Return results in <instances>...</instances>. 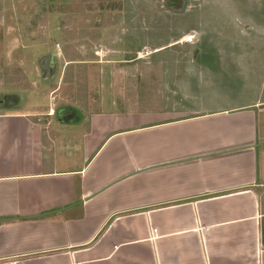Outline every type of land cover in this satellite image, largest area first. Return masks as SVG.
<instances>
[{"label": "crops", "instance_id": "1", "mask_svg": "<svg viewBox=\"0 0 264 264\" xmlns=\"http://www.w3.org/2000/svg\"><path fill=\"white\" fill-rule=\"evenodd\" d=\"M189 4L170 17L194 26L171 22L155 49L130 15L103 40L117 54L169 48L162 110L60 124L0 106V264H264V0ZM248 79L244 100L177 103Z\"/></svg>", "mask_w": 264, "mask_h": 264}, {"label": "rangeland", "instance_id": "2", "mask_svg": "<svg viewBox=\"0 0 264 264\" xmlns=\"http://www.w3.org/2000/svg\"><path fill=\"white\" fill-rule=\"evenodd\" d=\"M176 1L0 0V106H34L42 113L37 116L41 122L60 124L113 109L162 110L169 103L160 94L165 87L159 78L168 77L164 63L169 61V48L157 53L148 50L157 48L175 29L171 22L178 19L179 27L194 26L185 15L171 19L179 10H194L189 4L193 0L178 10L176 5L168 6ZM121 15H130L131 21L140 19L143 28L155 31L152 37L148 33L151 39L146 52L117 54L103 44V40L118 39L119 30L127 33L131 28L119 21ZM104 26L110 32L101 38ZM190 38L184 37L185 41ZM135 41L139 43L131 37V45ZM45 62L49 63L47 70ZM253 83L254 79L245 84L226 80L206 88L200 97H179L177 103L214 108L248 98Z\"/></svg>", "mask_w": 264, "mask_h": 264}, {"label": "water", "instance_id": "3", "mask_svg": "<svg viewBox=\"0 0 264 264\" xmlns=\"http://www.w3.org/2000/svg\"><path fill=\"white\" fill-rule=\"evenodd\" d=\"M48 65H49V63H48V62H45V63H44V69H45V70H47V69H48V67H49Z\"/></svg>", "mask_w": 264, "mask_h": 264}, {"label": "built area", "instance_id": "4", "mask_svg": "<svg viewBox=\"0 0 264 264\" xmlns=\"http://www.w3.org/2000/svg\"><path fill=\"white\" fill-rule=\"evenodd\" d=\"M52 110V109H51ZM50 114V113H49Z\"/></svg>", "mask_w": 264, "mask_h": 264}]
</instances>
